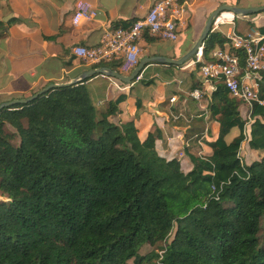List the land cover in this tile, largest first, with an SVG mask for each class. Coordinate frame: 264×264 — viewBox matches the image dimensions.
Wrapping results in <instances>:
<instances>
[{
  "label": "trees",
  "instance_id": "obj_1",
  "mask_svg": "<svg viewBox=\"0 0 264 264\" xmlns=\"http://www.w3.org/2000/svg\"><path fill=\"white\" fill-rule=\"evenodd\" d=\"M8 25L0 19V37ZM228 44L210 31L203 62ZM89 67L121 72L115 59ZM258 78L263 98L264 71ZM202 81L215 87L207 111L218 130L205 140L211 154L185 148L188 171L158 153V131L140 139L133 121L114 119L120 96L97 107L86 79L1 108L0 264H264V102L243 116L221 78ZM241 148L258 156L246 161Z\"/></svg>",
  "mask_w": 264,
  "mask_h": 264
},
{
  "label": "crops",
  "instance_id": "obj_2",
  "mask_svg": "<svg viewBox=\"0 0 264 264\" xmlns=\"http://www.w3.org/2000/svg\"><path fill=\"white\" fill-rule=\"evenodd\" d=\"M42 1L46 11L29 12L27 8L26 22L20 21V14L16 12L22 10L21 8L6 9L0 2V19L9 20L7 30L0 37V77L4 70L10 78L7 83L0 84V95L4 94L0 97V103L19 98L20 95L28 96L32 91L42 90L49 83L77 81L83 71L91 69V64L76 57L72 48L76 45H97L104 31L111 27L113 22L121 23L127 19L136 20L142 17L155 0ZM245 1L214 0L213 7H198L194 11L189 7L195 5V0H182L185 22L181 31L185 24L187 28L180 31L179 37L188 34L186 43L191 46L199 36L204 19L221 3L241 4L237 6L264 4V0H249L251 3ZM78 2L89 4L97 12L96 16L80 19L74 24L72 17ZM225 17L222 19L216 16L213 20L219 22V31L223 34L230 29L241 34L253 29L261 31L260 28L264 26V10L249 15H236L228 11ZM18 25L21 30H18ZM163 41L169 40L158 38L153 42H146L142 37L138 42L139 59L150 55L173 57L180 53ZM11 45L14 47L10 48ZM17 46L22 48L20 52L17 51ZM191 61L173 69H168L161 63L150 62L141 72L139 79L128 86L118 87L108 76L102 74H93L86 78L85 82L91 98L99 108H102L108 99L120 96L119 113L114 119L133 121L140 139H144L149 131H158L160 136L155 139L158 153L167 159L177 157L183 171H188L192 166L185 148L190 147L198 153L211 154V148L205 140L209 139L210 135L215 136L218 130L217 121L210 119L207 111L209 94L214 90V84L203 82L199 69H195ZM195 83H199L200 87L191 89ZM194 89L201 92L199 99L190 95ZM172 97L175 99L171 101ZM243 108L248 109L249 116L250 108L244 102Z\"/></svg>",
  "mask_w": 264,
  "mask_h": 264
},
{
  "label": "built area",
  "instance_id": "obj_3",
  "mask_svg": "<svg viewBox=\"0 0 264 264\" xmlns=\"http://www.w3.org/2000/svg\"><path fill=\"white\" fill-rule=\"evenodd\" d=\"M184 4L180 0H155L148 11L140 18L133 20L127 27H109L106 29L99 43L93 47L76 45L72 53L95 64L102 60L115 59L120 61V70L133 69L139 61V40L146 31L160 39L175 41L184 26ZM97 12L89 4L78 2L72 17L75 24L80 19L95 17ZM232 21L229 22L231 24ZM219 22H213L211 31L216 30ZM229 44L223 48H215L211 52L214 61L203 62L202 48L192 59V63L202 62L199 73L204 81L221 78L229 94L242 100L251 109L253 102H264L259 91V73L264 71V32L250 30L247 33H237L233 29L225 34ZM241 49L244 54V67L241 68L240 56L236 50ZM141 73L134 79H139ZM118 87L128 86L121 81L109 77ZM190 95L196 99L201 92L194 89ZM264 96V95H263ZM172 97L170 100H174Z\"/></svg>",
  "mask_w": 264,
  "mask_h": 264
},
{
  "label": "water",
  "instance_id": "obj_4",
  "mask_svg": "<svg viewBox=\"0 0 264 264\" xmlns=\"http://www.w3.org/2000/svg\"><path fill=\"white\" fill-rule=\"evenodd\" d=\"M264 10V4L259 6H237V5H228V4H220L215 9H213L207 16L204 26L202 28L201 33L199 34L198 38L194 41L191 47L185 51L179 57H170L165 55H150V56H143L139 59L137 65L132 69V71L125 75L122 72L113 70L109 67H98V68H91L86 71H83L80 75L78 80H84L93 74H102L108 77L115 78L122 83L128 84L132 82L145 68V66L150 62H157L161 64H172L174 66H180L190 60L197 51L202 48L205 38L207 37L208 33L211 31V26L213 24V20L221 11H229L236 15H249L259 11ZM77 80V81H78ZM68 83L63 84H56V83H49L39 92H44L51 87L65 85ZM37 93L31 94L24 98H15L12 100L3 101L0 103V109L5 108L8 106H12L17 103H26L36 97Z\"/></svg>",
  "mask_w": 264,
  "mask_h": 264
},
{
  "label": "rangeland",
  "instance_id": "obj_5",
  "mask_svg": "<svg viewBox=\"0 0 264 264\" xmlns=\"http://www.w3.org/2000/svg\"><path fill=\"white\" fill-rule=\"evenodd\" d=\"M188 1H191V0H188ZM0 2L5 5V8L6 7H9L10 9H11V7H14L15 9H20L21 8L22 10H19V11L16 10V12L18 14H20L19 15L20 21H24V22H26V18H27V14H28V13H26L27 12V8L29 9V12H34V11L44 12V11H46L45 6L43 5V1L42 0H0ZM245 3H251V2H249V0H246ZM221 4H223V3H221ZM214 5H215L214 0H195V5L193 7H189V9L190 10L194 9V11L197 10L198 7H203V8H208L209 9L210 7H213ZM231 5H233V4H231ZM235 5H241V4H235ZM217 6H215L213 9H215ZM226 12H228V11H221L220 14H218V16H220L222 19L223 18H226L225 17V13ZM205 20L206 19H204V22H203L201 28L199 29L201 31H202V28L204 26ZM214 23H215V21H214ZM18 26H19L18 27V30H21L20 29V25H18ZM186 28H187V25L185 24V27H184L183 30H185ZM216 30H220L219 29V25L216 28ZM181 32H179V34ZM200 32H199V34H200ZM188 39H189V35L188 34H182L175 41H170V42L169 41H163V42L166 43V44L171 45L175 49V51L177 53L180 52V54H178V55L175 54V56H173V57H179L180 55H182L185 51H187L191 47V46H187L188 44L186 42L188 41ZM13 47H14V45H11L10 46V48H13ZM17 47H18L17 48L18 49L17 51L20 52L22 48L20 46H17ZM183 48H186V50L183 49ZM131 71H132V69H129L127 71H123V73L129 74ZM9 79L10 78L7 76L6 71L2 70V75L0 77V84L2 85L4 83H7ZM3 95L4 94L0 95V97H2ZM247 113H248V109L247 108H243L242 109L243 116H247L248 115ZM236 131H237V128L236 127H233L231 129V131L229 132V134H227V139H231L232 136L234 135V133ZM248 153H249L248 149H247V153H246V151L243 148L240 149V156H241L242 159H245L246 158L245 159L246 161H251L253 158H256L258 156L257 155V152H250L249 154ZM1 198H4V196L0 194V199ZM160 245H162V243H158L155 246H150V245L146 244L141 249L142 250V253L148 252V251H150L152 249L153 250H157V251L160 252ZM152 261H153L152 259L149 260V263H151ZM128 264H133V262L132 261H129Z\"/></svg>",
  "mask_w": 264,
  "mask_h": 264
}]
</instances>
